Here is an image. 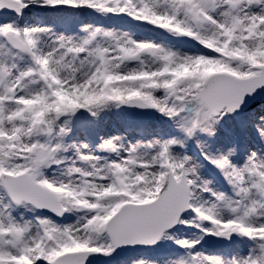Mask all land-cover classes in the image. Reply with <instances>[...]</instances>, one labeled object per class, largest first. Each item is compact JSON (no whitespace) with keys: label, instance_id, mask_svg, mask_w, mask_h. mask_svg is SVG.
<instances>
[{"label":"snow or ice","instance_id":"obj_1","mask_svg":"<svg viewBox=\"0 0 264 264\" xmlns=\"http://www.w3.org/2000/svg\"><path fill=\"white\" fill-rule=\"evenodd\" d=\"M0 264H264V0H0Z\"/></svg>","mask_w":264,"mask_h":264}]
</instances>
